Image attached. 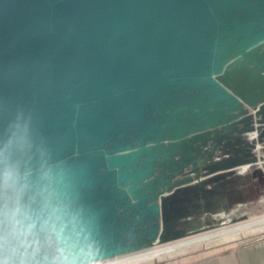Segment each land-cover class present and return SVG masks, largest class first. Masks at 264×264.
Wrapping results in <instances>:
<instances>
[{"label": "water", "instance_id": "water-1", "mask_svg": "<svg viewBox=\"0 0 264 264\" xmlns=\"http://www.w3.org/2000/svg\"><path fill=\"white\" fill-rule=\"evenodd\" d=\"M254 116L264 122V0H0V236L35 222L42 252L60 233L90 263L135 251L115 249L123 234L89 244L95 214L119 207L129 239L160 243L190 192L166 162ZM46 201L54 231L40 228Z\"/></svg>", "mask_w": 264, "mask_h": 264}, {"label": "rangeland", "instance_id": "rangeland-1", "mask_svg": "<svg viewBox=\"0 0 264 264\" xmlns=\"http://www.w3.org/2000/svg\"><path fill=\"white\" fill-rule=\"evenodd\" d=\"M252 112L254 111L250 109V113ZM259 120L261 118L254 116L250 127L219 126L211 135L209 134L211 130L202 131L205 134L191 145L200 152L198 158L183 159V165L177 161L166 162L168 167L180 170L178 173L180 175L172 177L171 183L183 181L180 187H189L190 192H185L186 196L181 202L174 204L173 213L163 225L162 233L166 239L160 243L264 215V137H261L264 122L259 123ZM186 147L188 146L182 145L183 151L187 150ZM220 162H224L228 167L219 168L214 172L208 170L210 165ZM207 181L210 182L205 183ZM54 236L49 240L47 251L49 255L57 254V248L65 249L67 252L68 247L63 248L61 245L60 233L59 240L56 233ZM250 240H264V228L241 235L237 239H226L205 245L185 254L149 258L139 261L138 264L156 263L157 260L163 259L164 264H188L215 253L227 252L233 246L245 245V241ZM153 244L146 240L139 243L129 242L115 249L121 252L138 251L139 248L151 247Z\"/></svg>", "mask_w": 264, "mask_h": 264}, {"label": "crops", "instance_id": "crops-1", "mask_svg": "<svg viewBox=\"0 0 264 264\" xmlns=\"http://www.w3.org/2000/svg\"><path fill=\"white\" fill-rule=\"evenodd\" d=\"M200 152L197 150H189L183 152V155L174 157V160L179 161L180 159H195L198 158ZM180 170H173L172 173L175 176H179ZM100 206L95 205L94 210H99ZM125 214L122 213V210L117 207L114 210H107L103 215L99 216L95 214L94 219L92 220L93 227H89L88 240L89 244L94 248V250H103V247H109L108 240H105L104 237L108 235H117L118 237L123 234L124 240L117 241L119 244L139 241H144L145 239L134 238L129 239V230L132 228L130 224L125 222ZM122 236V237H123ZM246 244H239L233 246L227 252L215 253L210 257H203L198 260L191 261L188 264H264V240H250L245 241ZM108 245V246H106ZM110 246H115L113 245ZM165 259L157 260L156 263H141V264H164ZM166 264V263H165Z\"/></svg>", "mask_w": 264, "mask_h": 264}, {"label": "bare ground", "instance_id": "bare-ground-1", "mask_svg": "<svg viewBox=\"0 0 264 264\" xmlns=\"http://www.w3.org/2000/svg\"><path fill=\"white\" fill-rule=\"evenodd\" d=\"M259 228H264V215L241 220V222L235 224L222 225L209 231L183 236L167 243L156 242L153 246L138 251H127L124 254L112 255L108 258L95 259L90 263L84 262L81 264H138L141 260L185 254L187 251H195L197 248L212 245L218 241L237 239L241 235L253 233Z\"/></svg>", "mask_w": 264, "mask_h": 264}, {"label": "clouds", "instance_id": "clouds-1", "mask_svg": "<svg viewBox=\"0 0 264 264\" xmlns=\"http://www.w3.org/2000/svg\"><path fill=\"white\" fill-rule=\"evenodd\" d=\"M45 177L55 181V175L51 172L45 173ZM45 207L49 209L48 218L43 221L40 228L54 231L52 225L61 219L60 209L47 201ZM34 225L35 222L28 224L27 227L13 228L10 233L0 236V264H76L65 249L57 248V254L49 255L47 251L42 252L39 246L30 243L28 237L32 234ZM57 238L59 239L58 234Z\"/></svg>", "mask_w": 264, "mask_h": 264}]
</instances>
